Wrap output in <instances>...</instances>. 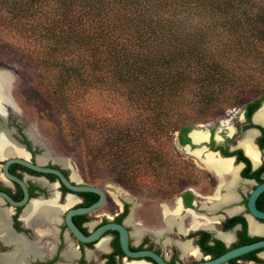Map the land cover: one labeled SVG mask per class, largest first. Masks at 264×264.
Here are the masks:
<instances>
[{"label": "trees", "instance_id": "obj_1", "mask_svg": "<svg viewBox=\"0 0 264 264\" xmlns=\"http://www.w3.org/2000/svg\"><path fill=\"white\" fill-rule=\"evenodd\" d=\"M251 1L0 0V27L58 70L51 93L92 155L134 182L152 161L168 172L169 133L186 142L187 119L264 89V7ZM215 243L199 245L212 257L228 249ZM255 252L229 264L262 262Z\"/></svg>", "mask_w": 264, "mask_h": 264}, {"label": "flooded vegetation", "instance_id": "obj_2", "mask_svg": "<svg viewBox=\"0 0 264 264\" xmlns=\"http://www.w3.org/2000/svg\"><path fill=\"white\" fill-rule=\"evenodd\" d=\"M258 100L259 104L257 105ZM263 104L264 97L252 96L240 102L237 107L234 106L229 109L227 113L222 115L223 119L218 120V124L211 120L203 124H189L186 142L180 140V132L175 130V147L180 152L185 153L190 158L191 163L186 169V180L178 182L181 187L179 195L175 196L171 203H159L162 208V226L155 227L153 230L166 228L164 212L166 209H175L178 198L181 199L182 204L181 214L186 215L187 210L190 212V215L185 216L183 220V226L186 230L184 233L178 232L176 226H173L170 230L164 231L158 238L150 232H145L137 242H134L131 237L133 226L128 223L126 228L130 231L129 248L131 250L148 249L160 254L169 262H191L183 259L182 256L188 254L182 255L174 242L175 240L190 241L192 238L191 243L199 247L201 256L199 255L198 258L204 259L212 258L213 253L202 250L199 242L203 241L207 245H215L218 240L224 247L231 248L264 238V219L257 217L249 209L251 194L264 184V123L255 118ZM12 114L16 115L14 112H8L1 125L9 131L12 142L21 146L27 155L6 154L0 156V209L5 212L7 229L13 235L20 237L22 241L17 242L3 238L1 233L0 256L11 253L17 248H23L26 242H30L32 245L36 244L37 253H28L23 264H87L91 261L94 264H125L136 261L131 260L121 251L116 231H106L98 241L92 243L80 242L69 231L64 219L66 208L64 209L63 206L66 199L72 197L74 202L69 207H78L90 205L97 200L98 196L91 202L89 192H71L63 186L56 175L35 171L17 162L8 163L6 170L4 169L7 160L22 158L32 163L38 162L42 166L59 169L66 176L69 174L61 166V158L58 156L56 160L50 156L46 158L45 162L37 160V156L45 151L40 146L42 143L40 142V145L33 144L25 133L27 125H24L23 121L16 116H14L15 121H11L14 119ZM194 131L205 133V137L195 140L192 135ZM249 131H251L252 136L248 144L252 154L247 151L244 142ZM208 154L218 161L219 167L206 165L204 160ZM51 156L53 155L51 154ZM181 169L183 168L181 167ZM13 178L23 181L26 188L27 199L22 206L13 205L1 194H6L14 202L24 198V188ZM32 200L51 201L57 210L54 215L57 218L52 220L50 215L49 221L47 220L43 224L38 223L33 226L25 224L21 215ZM164 206L167 207L163 210ZM254 207L264 212V187L257 193L254 199ZM92 212L72 216L73 223L85 235L108 221L121 223L130 214L131 207L124 205L121 211L115 214V217L100 218L97 221L89 218ZM193 216H195L198 224L197 227L191 226ZM204 222L207 224L203 226ZM140 225L142 224L140 223ZM224 233L230 234L229 246H226L227 242L219 235ZM167 234L174 235L175 238L169 237ZM107 237L108 250H98L96 246L99 241ZM166 237L168 238L165 239ZM162 243H171L172 248L169 249V253L164 254L162 252ZM68 244L78 252V256L71 263H68L63 257V250ZM117 245L120 251L117 250ZM88 250L92 253L90 257H87ZM96 252H100V258ZM259 252L261 250L255 252L257 257ZM240 260L238 261L240 262ZM246 260L253 261L248 258ZM137 261L145 262V264H156L150 258L138 259Z\"/></svg>", "mask_w": 264, "mask_h": 264}, {"label": "rangeland", "instance_id": "obj_3", "mask_svg": "<svg viewBox=\"0 0 264 264\" xmlns=\"http://www.w3.org/2000/svg\"><path fill=\"white\" fill-rule=\"evenodd\" d=\"M260 7H264V0L251 1V10L256 11ZM262 51H264L263 48ZM253 65L243 63L240 67L242 71L249 68L259 71L261 66L254 67ZM0 71L6 72L10 77L9 93L17 106L18 113L12 114L14 119L11 121L14 122L16 119L14 116H16L23 121L24 125L33 127L39 133L42 143L39 145L48 152L53 160L57 156L65 159L68 164L64 167L69 174L74 175L75 180L96 185L106 192L104 205L93 211L90 219L96 221L105 217L110 219L115 217V214L126 205L133 207L134 222L141 223L144 227L152 230L162 226V208L159 203H171L174 197L179 195L181 187L178 182L186 180V169L191 163L190 158L175 147V130L169 133L166 142V148L169 152L168 172L158 162L154 167V161H152L143 173V177H146L144 180L138 181V177L137 180L134 179V182L128 181L116 166L103 164L98 154L92 155L88 149L90 141L82 137L74 119L59 106L56 97L51 93L58 70L37 64L26 53L24 44L17 39L16 35L11 31L1 29V27ZM238 95V99L235 100L234 98L228 104H219L205 114L189 118L187 123L195 125L211 120L218 124V120L223 119V114L234 106L237 107L243 100L252 96L263 98L264 89L239 93ZM109 107L108 112L112 113L115 106L109 105ZM92 142L94 145H98V133H94ZM147 178L151 181H146ZM167 236L175 238L174 235L167 234ZM170 248H172L171 243L161 244L164 254L169 253ZM262 253L258 254V257L263 261L261 263L246 259H242L240 262L242 264H264ZM96 254L100 258V252H96ZM182 257L185 261H193L198 258L194 255ZM87 264H94V262L91 261Z\"/></svg>", "mask_w": 264, "mask_h": 264}, {"label": "bare ground", "instance_id": "obj_4", "mask_svg": "<svg viewBox=\"0 0 264 264\" xmlns=\"http://www.w3.org/2000/svg\"><path fill=\"white\" fill-rule=\"evenodd\" d=\"M10 77L6 72L0 71V125L3 123L4 118H6L8 112H14L15 114L18 113L17 111V106L12 100V98L9 95L10 91ZM256 119H260L264 123V104L262 108L256 113L255 115ZM25 133L27 136L31 139L33 144H40V138L37 136V132L33 127L30 125L25 128ZM193 137L195 140H200L205 137V133L201 131H194L192 133ZM251 131H249L246 134L245 137V146L247 148V151L252 154V150L249 147L248 141L251 138ZM6 154H11V155H20V156H26L27 153L26 151L19 145H15L12 140L9 137V131L6 129V127H3L2 125L0 126V156H5ZM49 154L47 151H44L42 154L37 156V160L39 162H45L46 158H48ZM56 160V159H54ZM204 162L206 165H209L210 167H219L218 161H216L212 155L208 154L205 156ZM62 166H67V161L65 159H61ZM74 176V175H73ZM73 176L71 175L72 179ZM75 180V179H74ZM74 202V199L72 197H68L64 203L63 208L65 209L67 206H69L71 203ZM165 208V207H164ZM56 208L55 206L51 203V201H40V200H32L27 207L23 210L21 218L27 225H36V224H43L45 223L49 216L51 215V219L54 220L55 213H56ZM182 212V207L180 204V200L177 201V205L175 209L169 210L166 209L164 212V222L166 225V228L164 229H159V230H149L139 223H135L133 220V207L131 208L130 214L125 218V224L127 225L128 223L131 224L133 229L131 230V237L134 242H137L138 239L145 233V232H150L152 233L155 237H160L164 231L170 230L171 227L176 226V229L178 232H185V228L183 226V220L185 216L190 215V212L187 210V214H181ZM0 234L2 233V237L9 239V240H14L17 242H21L22 239L18 237L17 235H13L10 233V231L7 229L6 222H5V212L0 209ZM49 221V220H48ZM57 221V220H56ZM55 222V221H54ZM53 223V222H52ZM207 223L204 222L202 225H206ZM201 225V226H202ZM192 227H197L198 224L195 220V216H193L192 219ZM221 237L228 243L231 240L230 234L224 233V234H219ZM167 239V238H166ZM107 238H103L102 240L99 241L97 244V249L101 251H107L108 250V245H107ZM177 247L180 249L182 255L188 254V255H194L198 257L200 252L198 251L197 247L191 243V240H185V241H180L175 240L174 241ZM225 242V243H226ZM5 243V242H4ZM22 244V243H21ZM24 244V242H23ZM36 245V244H35ZM35 245H32L30 242H26V244L23 246V248H17L15 251L8 253L4 256H0V264H23L24 259L27 256V254H35L37 253V249ZM18 246V245H17ZM20 246V245H19ZM39 250V249H38ZM262 253V252H261ZM91 251H87V257L91 256ZM78 256V252H76L75 249H73L70 244L65 247L63 250V257L67 260L68 263H71L74 261V259ZM262 256H264V251L262 253ZM200 258V257H199ZM198 259V258H196ZM26 263V261H25ZM125 264H145V262L141 261H131L129 263Z\"/></svg>", "mask_w": 264, "mask_h": 264}, {"label": "water", "instance_id": "obj_5", "mask_svg": "<svg viewBox=\"0 0 264 264\" xmlns=\"http://www.w3.org/2000/svg\"><path fill=\"white\" fill-rule=\"evenodd\" d=\"M10 95V93H9ZM11 97V95H10ZM12 98V97H11ZM13 100V99H12ZM10 162H17L20 163L30 169H33L35 171L39 172H44V173H52L56 175L60 182L63 184V186L68 189L71 192H92L95 193L98 198L96 201L91 203L88 206H78V207H66V212H65V223L69 229V231L80 241L83 243H92L98 241L102 235L106 231H116L118 235V242L121 251L128 257L131 258V260H138V259H143V258H150L154 263L156 264H229V260L233 258L240 257L244 254H247L252 251L256 250H262L264 249V238L260 240H256L250 243L242 244L239 246L231 247L228 248L226 251H224L222 254L212 257V258H204V259H195L194 261L191 262H184V261H177V262H169L166 258L162 257L160 254L148 250V249H139V250H131L129 248V237H130V231L126 228L125 224V219L122 220V222H114V221H108L104 224H101L97 226L95 229H93L88 235H85L84 233L81 232V230L73 223L72 221V216L77 215V214H88L101 206L104 205L106 201V192L101 188L96 185L92 184H86L82 183L79 180H74L71 177V174H68L66 176L61 172L59 169L56 168H51V167H46L42 166L40 163H32L28 161L27 159H22V158H13L11 160H7L6 163L4 164V169L6 170V166ZM62 166V165H61ZM64 167V166H62ZM65 168V167H64ZM15 181H17L25 190V196L21 201L14 202L9 198L6 194L1 193L4 195L13 205L16 206H22L26 203L27 199V192L25 185L23 181H21L18 178H13ZM264 187V184H262L258 189H256L250 196L249 198V209L251 210L252 213H254L257 217L264 219V212L257 210L254 207V199L259 192L261 188ZM180 200L181 204V199ZM182 206V204H181ZM25 208V207H24ZM192 240V238H190ZM199 251V247L195 245ZM226 246H229V243H226ZM259 252V253H261Z\"/></svg>", "mask_w": 264, "mask_h": 264}]
</instances>
